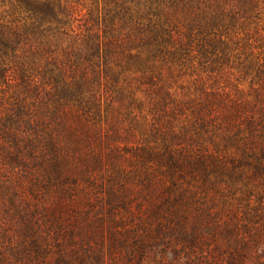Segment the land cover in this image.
<instances>
[{
  "label": "trees",
  "instance_id": "trees-1",
  "mask_svg": "<svg viewBox=\"0 0 264 264\" xmlns=\"http://www.w3.org/2000/svg\"><path fill=\"white\" fill-rule=\"evenodd\" d=\"M170 1L0 0V168L8 171L0 189L7 204L0 211L6 209L16 226L11 231L0 224V264H75L77 250L82 248L79 238L86 245L88 240L103 243L107 236L109 251L117 249V244L129 248L117 230L120 226L114 228L121 222L111 220L107 226L99 211L90 215L94 206L77 204L81 203L75 198L77 181L89 179L88 164L100 161L98 155L93 158V153H83L91 134L82 128L100 116V88L106 97L105 109L113 108L111 100L125 97L137 103L132 91L119 87L127 72L137 74V87L163 97L162 104H153L154 111L165 107L166 100L176 103L161 80L158 62L182 60L195 44L202 55L207 46L215 47L211 37L204 38L206 44L200 42L215 31L216 16H195L180 31L176 15L166 12ZM230 1L242 2L244 11L259 5L256 0ZM232 7L242 11L240 5ZM156 78L162 83L155 82ZM12 85L16 97L7 103L1 96ZM207 104L189 103L196 108L195 121L205 122ZM176 110L182 112L181 107ZM72 159L86 163L85 170L76 173ZM255 160V171H264V146ZM168 162L172 181L167 187L165 220L170 226L177 219V228L163 231L165 225H161L150 237L135 241L132 251L143 255H130L126 264H264V193L255 204L252 192L238 199L236 222L227 220L215 226L225 243L212 248L216 237L210 229H202L201 223L215 221L221 212L215 205H205L188 228L186 203L181 205L186 192L177 187L174 177L176 168L182 166L172 159ZM197 162L200 167L205 165ZM34 164L43 172L40 178H28ZM52 190L53 203L44 204L41 193ZM64 225H68L65 230L72 249L57 246ZM51 239L53 246L46 244ZM101 245L99 262L106 252Z\"/></svg>",
  "mask_w": 264,
  "mask_h": 264
},
{
  "label": "rangeland",
  "instance_id": "rangeland-1",
  "mask_svg": "<svg viewBox=\"0 0 264 264\" xmlns=\"http://www.w3.org/2000/svg\"><path fill=\"white\" fill-rule=\"evenodd\" d=\"M216 1L171 0L166 10L176 15L180 31H184L187 21L191 22L200 14L216 16L218 24L211 35L200 38L203 44L208 41L204 38L216 40L214 48L207 46L205 55L196 50L195 44L182 60L158 62L161 80L166 82L176 103L166 100L165 107L154 111L153 104H162L163 97L148 94L144 86L137 87V74L133 72L120 78L119 87L132 91L137 103L125 97L115 102L111 100L113 108L105 109L106 97L100 88V116H96V123L90 120L82 128L83 132L88 130L86 132L91 134V143L82 149L83 153H93V158L98 155L100 161L88 164L86 170L90 171V178H79L75 198L79 199L81 203H76L81 207L94 206L90 215L99 211L105 225L110 226L111 220L121 222L114 228L120 226L117 230L122 232V238L126 237L125 244L129 248L117 244V249L109 251L107 236L103 243L88 240L86 245L79 238L77 243L82 248L79 246L77 250L75 264H126L130 255H143V252L132 251L130 246L135 241L150 237L161 225H165L163 231L177 228V219L171 228L165 220L169 213L167 187L172 181L167 174L170 159L182 166L176 168L174 177L177 187L186 192L181 205L186 203L187 227L193 226L195 215L205 205H215L222 214L215 221L200 217L205 220L201 223L202 229H210L216 237L212 248L225 243L226 238L216 227L223 226L227 220L236 222L235 209L241 203L238 199L252 192L251 202L255 204L257 196L264 193V171H255V158L264 146V0H256L258 8L248 10L251 9L248 6L246 11L242 2L220 0L217 4ZM234 5H240L242 11L235 10ZM84 13L80 14V19ZM155 82L160 83L157 78ZM15 91L14 85L6 88L2 99L10 103L16 97ZM192 100L197 105L208 103L202 119L205 122L192 117L196 110L191 106L194 104L189 105ZM176 104L182 112L176 110L180 108ZM97 132L99 134L94 135ZM71 161L76 173L85 170L87 164L83 161ZM197 161L205 165L200 167ZM35 166L28 178L42 176L41 169ZM1 169L0 189L8 177V171ZM54 193V190L41 193L43 203L52 204ZM5 204L0 195V206ZM13 219L6 209L0 211V224L11 231L16 230ZM67 227L64 225L57 246L62 244L72 249L73 243L67 242ZM46 244L53 246V240ZM101 244L106 251L103 262H99L97 256L102 250Z\"/></svg>",
  "mask_w": 264,
  "mask_h": 264
}]
</instances>
